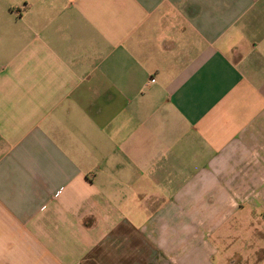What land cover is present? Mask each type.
<instances>
[{
  "label": "crops",
  "instance_id": "crops-1",
  "mask_svg": "<svg viewBox=\"0 0 264 264\" xmlns=\"http://www.w3.org/2000/svg\"><path fill=\"white\" fill-rule=\"evenodd\" d=\"M247 257L264 0H0V264Z\"/></svg>",
  "mask_w": 264,
  "mask_h": 264
},
{
  "label": "rangeland",
  "instance_id": "rangeland-1",
  "mask_svg": "<svg viewBox=\"0 0 264 264\" xmlns=\"http://www.w3.org/2000/svg\"><path fill=\"white\" fill-rule=\"evenodd\" d=\"M247 246L248 247L251 246L250 249L253 248V244L251 242L250 243H247V245L245 246L246 247L245 248V251L250 250ZM237 248H242V245L238 241L237 242H234V243H231L230 245H228V250H235ZM232 252H234V251H232ZM247 258L249 259L248 261H244V262H242L240 264H252L253 260L251 258H249V257H247Z\"/></svg>",
  "mask_w": 264,
  "mask_h": 264
}]
</instances>
